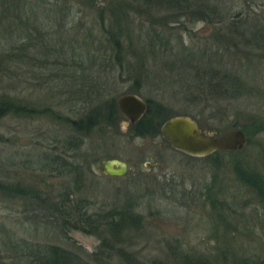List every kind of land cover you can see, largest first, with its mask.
<instances>
[{"label":"rangeland","instance_id":"obj_1","mask_svg":"<svg viewBox=\"0 0 264 264\" xmlns=\"http://www.w3.org/2000/svg\"><path fill=\"white\" fill-rule=\"evenodd\" d=\"M122 1L77 0L72 5L76 12L69 18L72 22L66 25L56 22L53 26L54 37H58L55 43L66 51L80 50L85 59L84 41L88 28L93 29V36L99 35L100 19L108 25L109 14L117 15L123 25H130L135 30L132 33L134 39H123L124 54L120 58H115L111 50L105 54L106 47L101 45L93 76L90 75L87 81L84 78L83 82L74 79L72 83H66L64 73L61 70L53 72L47 61L56 57L41 53L40 44L33 39V48L18 50V61L14 63L2 59L0 54V93L19 98L21 103L33 107H52L59 114L75 118L101 105L102 99L137 92L142 99L150 100L151 112H157L155 107L161 108L162 104L168 107L172 116L190 113L201 123L203 131L214 133L224 132L235 124L247 126L251 114L264 119L262 47L254 49L256 58L250 51L239 54L243 59L238 65L248 70L244 74H248L247 85L253 90L250 98L234 107L228 100L215 97L210 88L203 87L199 94L187 79H181L183 67L179 68L178 53L173 51L174 47L183 50L182 55L188 54L189 61L185 62L188 69L195 67L197 55L204 54V59L210 60L208 55L211 53L219 58L217 66L223 67L225 46L216 42L211 45L214 38L210 34L220 31L224 24L192 21L182 16L178 22L172 21L166 26L165 33L172 38L168 41L170 44L167 39L162 43L158 39H152V42L145 38L138 40L136 33L140 24L162 31L157 16L168 12L152 6L149 15L132 14L131 8L128 9L129 16L119 13L126 8H115L114 12L108 10L109 6L117 7ZM257 2L260 3L259 0H247L243 10L256 8ZM102 9H105L103 13ZM35 11L37 18L44 14L41 8H35ZM3 17H0V42L6 36L2 32ZM220 34L224 35L222 31ZM17 38L16 35L14 39L20 45L22 39ZM92 40L95 46L101 42L98 37ZM4 48L8 49L5 45ZM94 49L91 52L96 53ZM56 54L62 59L58 52ZM249 59L256 60L257 64L250 65ZM83 62L88 64L86 59ZM58 67L61 64L55 65V69ZM99 89L101 98L96 94ZM93 95L96 97H91ZM105 118L104 115L88 133L77 134L83 139L82 144L71 150L56 143L63 137L65 127L53 117H21L8 113L0 119V178L5 187L11 188H0V241L1 238L9 241L16 237L31 243H57L80 253L84 259L97 252L121 264L150 263L152 259L172 261L177 252L207 255L212 260L220 253L229 257L238 254L240 257L264 258V202L255 189L238 178L233 168L236 160L243 161L264 176V128L257 132L249 126L248 140L241 151L221 152L206 158L180 153L165 143L162 135L150 131L127 132L126 119H120L119 115L114 124ZM43 151L60 154L82 172L76 176L75 171L66 169L62 172L53 168L37 169L33 165L44 161L38 156ZM115 157L130 167L126 175L108 176L96 168L95 161ZM10 159L16 165H7L5 161ZM13 186L17 188L13 189ZM128 200L134 203L133 208L140 214L141 221L124 232L125 242L120 244L109 239V231L103 226L98 233L72 227L71 220L56 207V202L63 201L67 210L103 213L117 209ZM102 240L113 244L103 246ZM10 245V242L7 246L0 242V264H14L15 257L7 249L12 248Z\"/></svg>","mask_w":264,"mask_h":264},{"label":"trees","instance_id":"obj_2","mask_svg":"<svg viewBox=\"0 0 264 264\" xmlns=\"http://www.w3.org/2000/svg\"><path fill=\"white\" fill-rule=\"evenodd\" d=\"M76 1L77 0H0V17L4 16L2 19L5 21L3 22L4 26L2 32L6 35L4 41L0 42V54L3 56L2 59L12 63L18 61V56H16L18 53L17 51L33 48L32 46L35 45L33 39H37L40 44L39 48H41V53L45 55L52 54L51 57H56L52 59L53 61L47 59L49 64H51V70H53V72H55L54 70H61L64 73L63 76L67 77L66 83H72L74 79L76 81L77 79L82 80L83 82L84 78L87 81L93 76L94 67L97 65L98 58L101 55V45L106 47L104 49L105 54L108 50H111L113 51V56L115 58H120L121 54H124L122 43L125 40L123 39L131 40V38H133L132 33H134L135 30L130 25H123L122 20L118 18L117 15L109 14L110 22L108 25L105 24L106 22L103 18L100 19V27H98L99 35L93 36V29L88 28L89 32L85 35L84 41L87 48L85 59L88 64L83 62L85 60L82 58L84 53L80 52V50L77 51V49L72 48L70 51H66L62 47L60 48L58 43H55L58 37H54L56 31L53 26L56 22L64 25L72 22L69 18L71 16L73 17L76 12L74 6H72L73 4H76ZM246 1L247 0H123L117 7L109 6L108 10L114 12L115 8H121V10L126 8L124 10L125 12L122 11L119 13L121 15H127L128 9L131 8L133 12L132 14L142 12L149 15V11L152 7H162L163 10L168 12L157 16V22L161 25L160 27L162 31H160L159 28L153 27L148 29L143 24L138 26L139 31L136 33L137 39L141 40V38H145L148 39L149 42H152V39H158L161 43L165 42L166 39L167 42L170 41L172 38L165 33L168 30V27L166 26L172 21H174V23L178 22L182 16L188 17L189 20L192 21L196 20L201 22L206 21L207 23L216 22L224 24V27L220 29L224 35L220 34V31H215V33L210 34V37L215 39H212L211 45L216 42L217 44H223L225 46L222 55L226 56V58L221 61L223 62V67L217 66L216 63L219 58H215V56L212 55L213 53H211L208 55L210 60H208V58L204 59V54H195L194 56L197 55V57H195L197 58L195 59L197 60L194 65L195 67H193V69H188L186 68L185 63L186 61H189L188 54L185 53L182 55L183 50H176L174 47L173 51L178 53L176 61L179 63V68L183 67L181 79H187L190 82L191 87L195 90H199V94H201L200 92H203V87H208L212 90V94L215 97H219L222 100H228V104L230 103L232 106L238 107L240 102L250 98V94L253 90L252 86L247 85V80L249 79L248 74H244L248 70H243L242 67L238 65V62H241V59H243V56L239 54L245 55L250 51V53L253 54V57L256 58L254 49L258 47L264 49V0H259L260 3L257 2V5L255 6L256 8L243 10ZM229 2H232V4L229 5ZM35 8H41L44 14L39 16V18L35 17ZM104 10L105 9H102L101 13H103ZM127 16L125 18L129 20ZM172 17L177 18L173 19ZM133 22H135V20ZM247 22H250L251 24H244ZM153 23H156V21ZM78 28L80 31V27ZM35 32L38 34L36 37ZM16 35L18 40L22 39L20 45L19 43L17 44V41L14 39ZM215 36L217 37L215 38ZM93 37H98L101 41L96 46L92 40ZM162 39L164 40L161 41ZM144 44H146V42H144ZM168 44H170V42H168ZM4 45L5 47L7 46L8 49H5ZM93 47H95L94 52L96 53L91 52L93 51ZM57 52L62 59L57 58ZM249 62L250 65H253L256 60L250 61L249 59ZM56 64H61V67L55 69ZM227 64H231V67L227 66ZM257 67L259 66L257 65ZM255 70H257V68L253 71ZM91 81L92 80H90V82ZM78 90L79 92L81 91V89ZM194 93L195 92L192 93V96ZM96 94L98 98L102 97L100 89L96 91ZM91 97L96 96L93 95ZM147 102H149V105L148 110L145 112V116L136 121L135 125L129 128V132L137 131V133H144L150 131L155 135H161L159 130L160 126H162L167 117L169 118L172 115L169 114L168 107H164L161 104V106L158 105L161 108L155 107L157 112H159L158 116L157 112H151L152 107L149 99H147ZM100 104L101 105L96 108L93 107L87 113L81 114L80 117L74 118V116L70 117L68 115H62V113L59 114L57 111H54L52 107H33L29 104L21 103L19 98H11L8 94L3 95L0 93V119L8 115V113H10V115H19L21 117L29 115H35L37 117H53V119L59 121L60 124L63 123L65 127L63 137L58 138L56 143L69 150L73 148L78 149L80 148L83 139L77 134H81L83 131L88 133L93 127H96L100 120L103 119L104 115L106 121L111 124H114L118 115L122 118L118 111L115 97L105 100L102 99ZM187 114L190 115V113ZM155 115H157L156 119H154ZM190 117L192 116L190 115ZM249 118L248 123L250 125L248 124L246 126L243 125V123L240 125L235 124V126H232L231 128L243 129L245 135L246 132L249 131V129H247L249 126H253L257 132H260L264 128V119L260 118V116L251 114ZM119 120L120 119H118V121ZM199 125L201 126V123ZM231 151L221 150L211 153L209 156H206V158L219 155L221 152L226 153ZM38 156H40V159L43 158L44 161L34 162V165L32 164L37 169L42 170L53 168L59 172L66 169L69 171H75L76 176L82 172L78 167L72 166L70 163H67L64 158L62 159L60 154H50L43 151ZM5 162L9 166L16 165L11 159ZM233 168L237 173L238 178L255 189L258 193V197L264 202V176L258 171L254 169L252 170V168L245 165L243 161L236 160L235 164H233ZM1 173L0 168V176ZM5 186L6 184H4L0 178V188L3 187V189H7L8 187ZM16 188L17 187L13 186V189ZM8 189L10 190L11 188ZM31 193L33 194L35 192L32 191ZM213 201L214 200L212 199L211 202L213 203ZM56 204L57 209L71 220L72 227H79V229L85 232L98 233L99 228L103 226L109 231L108 237L113 243L120 244V242H125L124 232L130 228L138 226L141 221V216L140 214L135 213V208H133L132 205L134 203H132L131 200H128V202L119 206L117 209H108L103 213L97 211L92 214L79 212L78 209L67 210L66 203L63 201H58ZM102 241L103 246H112L113 244L110 241ZM0 242L5 244V246L10 242L12 248L7 249L8 251H11L15 257L14 264L122 263L113 260L112 257H102V254H98L97 252L89 259H84L80 253L71 251L69 248L66 249L57 243L48 244V242L40 243L37 241L31 243L26 239H18L16 237H14V239H9V241L1 238ZM21 247H24L23 250L21 249L22 251L18 249ZM118 251H121V248L118 249ZM172 259V261H166L165 259H163V261L152 259L150 263L136 261L135 264H264V258H260V256H258V258H253L249 255L240 257L238 254H232L231 257H229L226 253H220V256L216 255L214 260H212L207 257V255L177 252L173 254Z\"/></svg>","mask_w":264,"mask_h":264},{"label":"water","instance_id":"obj_3","mask_svg":"<svg viewBox=\"0 0 264 264\" xmlns=\"http://www.w3.org/2000/svg\"><path fill=\"white\" fill-rule=\"evenodd\" d=\"M115 101L121 116L134 124L145 116L149 105L136 92H124L117 96ZM199 124V121L189 114H176L167 117L159 130L164 141L169 143L172 149L193 157H206L221 150H241L247 143L243 129L230 128L220 133L205 132ZM95 166L100 172L115 177L124 176L130 170L128 164L117 157L95 161Z\"/></svg>","mask_w":264,"mask_h":264},{"label":"flooded vegetation","instance_id":"obj_4","mask_svg":"<svg viewBox=\"0 0 264 264\" xmlns=\"http://www.w3.org/2000/svg\"><path fill=\"white\" fill-rule=\"evenodd\" d=\"M145 100H146V102H147V99L145 98ZM148 104H149V102H148ZM147 110H148V108H147ZM125 118V117H124ZM123 117L122 118H120V119H124ZM126 119V118H125ZM126 124L128 125V127H127V132H128V130H129V128H131V126H134L135 124L134 123H130L127 119H126Z\"/></svg>","mask_w":264,"mask_h":264}]
</instances>
